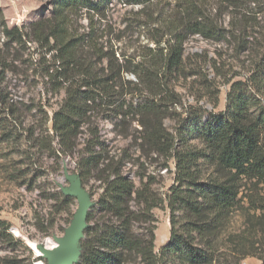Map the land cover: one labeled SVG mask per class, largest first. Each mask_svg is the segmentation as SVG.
I'll return each mask as SVG.
<instances>
[{"label":"rangeland","instance_id":"374dc122","mask_svg":"<svg viewBox=\"0 0 264 264\" xmlns=\"http://www.w3.org/2000/svg\"><path fill=\"white\" fill-rule=\"evenodd\" d=\"M100 1L98 12H76L70 19V31L74 35L90 33L92 43L108 54L109 59L90 58L103 76L118 75L112 98L115 104L93 107L67 155L61 153L51 128V118L60 108L64 92L55 90L42 77L49 65L45 60L50 59H43L44 50L32 42H7L0 27V221L9 225L13 238L22 241L12 245L13 255L1 241L0 258L15 256L17 264H44L35 244L54 247L53 238L62 237L72 220L77 203L61 192L60 186L68 185L64 170L80 176L94 202L88 212L91 220H87L92 227L102 222L103 214L95 204L102 194L107 165L120 168L136 186L138 176H142L152 182L154 193L166 194L173 183L174 162L153 151L141 123L147 130L156 126L173 134L183 119L203 115L205 120L209 114L225 111L231 85L246 81L264 55V0H200L196 13L212 33L181 35V72L162 77L156 69L162 88L155 89L161 92L155 96L131 72L149 70L161 52L166 54L171 37L165 21L181 14L180 0H148L143 5ZM95 3L97 0H92ZM52 4L53 0H0V10L7 28L23 29L51 18ZM173 40L172 35V44ZM122 102L138 112L116 115V105ZM91 154L104 160L87 169L84 162ZM242 196L264 203V185L246 184ZM252 207L246 199L241 203L243 209L233 213L215 241L211 264H262L252 256L241 259L248 252H264L259 229L250 233L249 217L243 214ZM251 214L250 220L256 221L260 213ZM151 229L158 253L170 240L166 207L153 209L150 217L132 225L134 234L146 238ZM122 264L143 263L129 254Z\"/></svg>","mask_w":264,"mask_h":264},{"label":"trees","instance_id":"16d2710c","mask_svg":"<svg viewBox=\"0 0 264 264\" xmlns=\"http://www.w3.org/2000/svg\"><path fill=\"white\" fill-rule=\"evenodd\" d=\"M147 1L124 0V3L143 5ZM197 2L200 0H180L181 14L165 21L171 37L165 46L166 54L161 52L149 70L131 72L155 96L161 94L155 89L162 88L159 71L162 77L181 72V35L212 33V28L202 23V16L196 13ZM100 3V0L94 5L92 0H53L51 18L30 23L23 29L7 28L0 10L1 32L7 42L14 45L32 42L44 50L43 59L47 56L50 59L45 60L49 65L43 69L42 77L55 90L64 92L60 108L51 118L56 144L64 155L72 152L74 139L93 107L115 104L112 98L118 75L103 76L90 58L95 55L109 59L108 54L98 50L90 33L74 35L70 31V19L76 12L83 9L87 13L98 12ZM226 102L225 111L209 114L205 120L203 115L198 119H183L173 134L156 126L147 130L141 123L153 151L173 160V183L166 194L159 196L151 190L150 180L144 181V177L138 176L136 186L123 176L120 168L105 166L102 194L95 204L103 214L102 222L85 230L77 264H122L129 254L139 257L143 264H211L217 237L233 213L243 209L241 203L246 199L254 206L243 213L249 217L250 233L259 229L264 245V203L242 196L246 184L264 185V55L246 81L231 85ZM131 107V104L118 103L116 115H130ZM2 129L0 124V132ZM103 160L91 154L84 167L90 169ZM131 202L134 204L130 205ZM163 207L170 213V240L155 253L152 229L146 238L134 234L132 225L150 217L153 209ZM251 212L260 213L256 221L250 220L254 215ZM87 220H91L89 214ZM1 241L11 255L12 245L22 244L13 238L4 221H0ZM247 256L256 257L264 264V252H248L241 259ZM13 257L0 258V264H17ZM39 260L45 263L42 258Z\"/></svg>","mask_w":264,"mask_h":264},{"label":"water","instance_id":"95a60500","mask_svg":"<svg viewBox=\"0 0 264 264\" xmlns=\"http://www.w3.org/2000/svg\"><path fill=\"white\" fill-rule=\"evenodd\" d=\"M67 186H60L64 197L75 199L77 208L69 226L62 237H54L55 246L47 248L46 244H35L38 258L45 260L44 264H77L82 254L81 241L84 232L89 227L88 212L93 208L90 194L83 188L78 174H69L64 170Z\"/></svg>","mask_w":264,"mask_h":264}]
</instances>
